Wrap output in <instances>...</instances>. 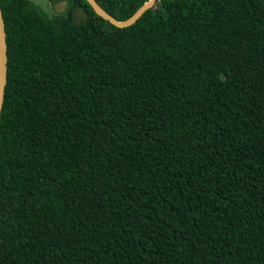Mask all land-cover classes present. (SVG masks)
<instances>
[{
  "label": "trees",
  "instance_id": "1",
  "mask_svg": "<svg viewBox=\"0 0 264 264\" xmlns=\"http://www.w3.org/2000/svg\"><path fill=\"white\" fill-rule=\"evenodd\" d=\"M0 2V264H264V0Z\"/></svg>",
  "mask_w": 264,
  "mask_h": 264
},
{
  "label": "water",
  "instance_id": "2",
  "mask_svg": "<svg viewBox=\"0 0 264 264\" xmlns=\"http://www.w3.org/2000/svg\"><path fill=\"white\" fill-rule=\"evenodd\" d=\"M157 0H149L148 3L143 5L134 15H132L130 18L119 21L116 18H114L112 15H110L107 11H105L96 0H88L94 11L104 18L105 20L109 21L116 27L120 28H126L131 25H133L135 22H137L143 14L152 8ZM85 13L83 11H77L76 17L74 21L76 23H79ZM8 81V44H7V33L5 28V20L3 17V11L0 3V119L1 114L3 110V103H4V94H5V88Z\"/></svg>",
  "mask_w": 264,
  "mask_h": 264
},
{
  "label": "flooded vegetation",
  "instance_id": "3",
  "mask_svg": "<svg viewBox=\"0 0 264 264\" xmlns=\"http://www.w3.org/2000/svg\"><path fill=\"white\" fill-rule=\"evenodd\" d=\"M30 3L31 5L35 4L34 7H40L49 17L65 14L70 6V0H30ZM77 11H83L85 13L82 8L76 7L74 10V19ZM86 18L87 14L85 13L81 21H84Z\"/></svg>",
  "mask_w": 264,
  "mask_h": 264
},
{
  "label": "rangeland",
  "instance_id": "4",
  "mask_svg": "<svg viewBox=\"0 0 264 264\" xmlns=\"http://www.w3.org/2000/svg\"><path fill=\"white\" fill-rule=\"evenodd\" d=\"M180 5H184V2L183 1H179ZM35 4H33L32 6L34 7ZM48 15V14H47ZM108 28H110L109 25H107Z\"/></svg>",
  "mask_w": 264,
  "mask_h": 264
}]
</instances>
